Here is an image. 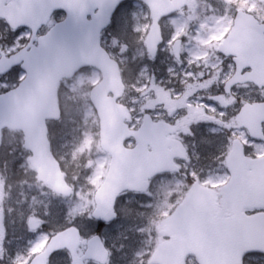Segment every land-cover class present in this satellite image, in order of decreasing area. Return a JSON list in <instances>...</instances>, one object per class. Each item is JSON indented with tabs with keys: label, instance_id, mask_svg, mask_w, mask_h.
Returning a JSON list of instances; mask_svg holds the SVG:
<instances>
[{
	"label": "water",
	"instance_id": "95a60500",
	"mask_svg": "<svg viewBox=\"0 0 264 264\" xmlns=\"http://www.w3.org/2000/svg\"><path fill=\"white\" fill-rule=\"evenodd\" d=\"M124 1L127 0H14L6 6V0H0V17L8 18L14 26H30L34 34L40 23L46 22L55 10L63 9L68 15L66 20L41 37L37 46L33 45V38L29 46L17 54L0 60V71L20 63L28 68L27 76L17 88L0 94V142L3 129L22 130L25 147L33 154L32 166L38 171L40 179L59 194L71 196L73 192L52 153L48 136L47 120L61 118L59 82L63 78L73 77L85 66H96L104 74L102 82L91 92L92 102L101 120L102 146L112 153L108 174L95 193L96 208L92 214L95 219L104 222L116 219V204L122 193L147 191L152 177L176 169L173 161L177 153L168 149L170 144L174 146V140L166 137L175 128L165 123H153L147 115L141 129L131 131L126 123V119L131 117L129 109L118 103L125 91V84L118 62L102 46L101 35L110 25L117 7ZM141 1L151 11L152 24L147 48L156 57L158 47L163 42L161 20L187 6L189 0ZM18 13L21 21L14 24ZM174 50L179 57L181 40L175 43ZM220 51L234 56L238 67L228 85L255 82L264 87V23L240 10L234 26L220 45ZM249 67L252 71L243 74L242 71ZM110 92L112 96H109ZM238 118L249 128L253 137L264 138V103L247 104ZM145 135L151 136L152 152L147 150ZM131 136L136 137L138 146L127 149L124 142ZM243 152L241 143L237 141L233 158H243ZM262 161L264 158L245 160L244 165L250 162L247 166L256 169L257 163ZM232 189L231 185L224 188L225 199L232 205L233 211L226 218L215 212V191L195 184L183 203L163 221L171 238L159 245L152 261L185 264L186 257L194 253L201 264H243L244 254L248 250L264 249V213L248 217L242 211L245 206H264V201L258 202L257 196L247 194L248 191L241 195ZM39 225L37 219L30 220L32 229H38ZM81 243L79 229L69 227L54 235L46 250L31 264H48L54 252L65 248L72 255V264H85L87 259L102 264L108 262L110 252L100 235L89 239L83 255L78 252Z\"/></svg>",
	"mask_w": 264,
	"mask_h": 264
},
{
	"label": "rangeland",
	"instance_id": "374dc122",
	"mask_svg": "<svg viewBox=\"0 0 264 264\" xmlns=\"http://www.w3.org/2000/svg\"><path fill=\"white\" fill-rule=\"evenodd\" d=\"M228 1H242V3L238 4L243 6L248 5L247 7L249 10L263 8L264 11V0ZM188 7L189 11L181 12L173 16L167 23L174 26V37L176 35H183L186 38V59L183 63H179L174 58V53L172 51L173 41L167 43L165 54L167 51L169 54H166V56H171L172 58L171 61L169 60V62H167L169 63L167 70L174 71L183 68L182 82L187 83L188 81H192L193 84L196 83V86L192 85V87H190V91H193L195 87L198 89V87L202 88L205 85L200 79L203 78L202 74H204L209 67L216 73L214 79L216 81L220 79L222 69L219 67V63H212V60L218 57V43L222 40L221 37H223L230 28L231 23L227 25L226 21L223 23V16L215 15V13H220L215 6L210 5L209 7V5L207 6L205 3L204 6L201 5L200 7L199 1L191 0ZM197 8H205L212 13L207 18V23L200 25L198 22L200 16L195 11ZM150 23V13L144 4L138 3L137 1L125 3L122 6L121 12L118 13L113 26V30L117 33V36L114 33L113 35L106 33L105 46L122 63L125 70L124 75L126 82L137 80V86L143 82L146 83L144 77L148 78L147 85L145 84L146 86L138 87V91L142 96L141 103L147 99V108L153 111L158 109V105L162 100H165L169 107L176 106L178 102L172 95L174 91H168L170 89L168 88L169 83L162 85L158 75L153 74V76H151L150 73L144 72L143 75L139 74L138 77H134L132 65L129 62L130 45H133V53L137 58L135 61L144 57L146 58V56L150 58L142 47ZM139 55H142V57L139 58ZM176 75H179V73ZM176 78L179 79V77ZM99 79L100 75L96 71L91 70L89 72L80 73L73 80L67 82L61 90L63 95L62 104L65 111L64 122L62 123L63 126L61 124H53V134L56 142L55 147L65 161L66 171L68 172L66 174L68 176L70 174V180L74 187L78 189L76 199L65 200L59 198L52 194L50 189L43 184L36 182L35 185L38 186H33L34 183L30 180L27 181L30 185V191L32 188L35 189L36 187L38 192L42 190L43 193L41 197L37 194H31L32 197L29 199V192L22 190V187L25 185L28 186V184L25 182H23V186L19 184L27 173L26 168L30 167L28 154H24L27 153L26 151L22 152L24 147L21 136L14 132L7 134L2 153L0 154V261H2L0 264H28L33 256L43 251L50 236L59 229L61 222L64 221L61 219L64 208H66V210L68 207L70 209L72 208L68 210V214L64 210V213H66L65 219L68 223L65 225L68 226L70 223H73L81 230L84 246L87 238L95 233L97 224L91 217V212L95 206L93 195L95 189L102 183L110 163V155L103 152L100 147L99 126L97 127L98 117L89 95L91 88ZM11 83H14V78L11 79ZM11 83H8V88ZM4 89V85L0 84V91ZM261 100L264 101V92L261 94ZM140 108L143 109V104H140ZM192 112H194V108L193 111H189L188 114ZM188 117L189 115L186 116V118ZM215 140H217V138L213 140V143L219 144L216 143ZM215 144L213 145L214 147ZM13 161H15V165L17 164L16 169L11 165ZM223 165L222 163L216 170V172H221V175H218L217 179H215L217 177L216 175L213 177V182H215L214 185L216 187H218V185L221 186V183L227 178L226 174L223 173ZM13 169L18 172V178L14 177V174H12ZM29 176L32 178L33 174H27L26 177ZM158 184L159 187H156L158 189L157 198H162L161 202H146L147 204L144 205V208L154 206L160 213L158 217L151 216L149 219V224L151 223L150 235L148 234L146 238L148 249H150L152 245L156 248L160 242L169 239L170 235L162 224L163 218L171 212L168 208L174 206V204L169 201L174 193L179 191L178 189H188L186 183L175 178L173 182L162 180ZM153 196L154 195H152V197ZM147 197H151V194L147 195ZM126 198L127 197H123V200L119 201V204L122 203V205L118 206V212L119 214L121 211L123 213L121 222L118 219L117 222L120 223L117 226H115L116 223L107 225L102 232L105 241L108 243L107 238L112 237L111 241L116 247L118 243V240L115 238L116 230L118 233L121 227H125L132 222L134 223L136 216H139L137 209L126 208L128 204V202L126 203ZM52 199L58 200L60 202V207L61 205L63 206L62 214H57L58 210L55 204L52 207L53 211L51 213L49 202L52 201L54 203ZM14 204L18 206L13 207ZM31 217H36L43 221V225L38 231L30 230L29 220ZM68 218L71 220L69 221ZM131 240L132 239H127V241ZM154 248L146 250V264H152L150 259L154 252ZM117 249H115V252L111 253V259L108 264H115L116 260L120 264L124 263H121V258L117 256L121 248ZM124 258L126 259L127 255H125ZM69 259L67 253L59 252L53 256L50 264H69ZM247 261L249 262L250 259H247ZM250 263L254 264L252 262ZM263 263L264 261L261 262V264ZM91 264L96 263L91 262ZM187 264L196 263L190 260Z\"/></svg>",
	"mask_w": 264,
	"mask_h": 264
},
{
	"label": "flooded vegetation",
	"instance_id": "af4514ba",
	"mask_svg": "<svg viewBox=\"0 0 264 264\" xmlns=\"http://www.w3.org/2000/svg\"><path fill=\"white\" fill-rule=\"evenodd\" d=\"M11 1L12 0H7V3H10ZM186 11H189V9L187 8L183 12ZM195 11L199 16L201 15V19L198 21L200 25L207 23V18L212 14L206 9L197 8ZM65 17L66 14L64 11H55L48 22L41 26L37 31L35 44L38 43L40 36L49 32L55 24L65 19ZM172 18L173 16L165 19L163 24L165 41L160 46L157 57L149 58L146 56V58L144 57L135 61L137 58L133 53V45H130L129 62L132 65L134 77H138L139 74L143 75L144 72H147L150 73L151 76H153V74L158 75L160 77L159 81L162 85L169 83L168 88L170 89L168 91H174L172 95L178 103H176V106L169 107L167 102L162 100L158 105V109L152 111V109L147 108V99L141 103L142 96L138 91V87L147 85L148 78L144 77L146 83L143 82L137 86L136 79V81H127V90L121 100L128 106L131 113V119L128 122L129 126L131 130H138L143 125L145 116L150 115L153 122H163L176 128L174 134H170L168 137L181 141L186 150L184 152L186 158H182L181 156L182 149H175L173 146H169L170 150L179 154L175 159V162L179 166V171L176 173H163L158 175L155 179L160 177L158 180L159 182L165 180L166 177H171L172 174H175L181 178L182 182L187 185L189 184L190 187L195 183H198L199 185L211 187L217 192H221L225 185L230 184L244 190L247 188V185L241 184V179H239V176H241L243 172L241 171L238 176L233 175L232 173L236 164L235 160L230 163L233 142L236 139H240L244 146L245 156L251 159H258L264 156V140H258L251 137L248 129L243 123L239 122L237 118L245 104H254L262 101L261 94L264 92V89L253 83L237 84L227 88L228 80L235 74L237 66L233 57H226L219 53L217 55L218 57L215 60H212V63H219V67L222 69L220 79L216 81L214 79L216 73L210 69L211 67L208 69L206 68L207 71L202 74L203 78L200 79L205 85L202 88L198 87V89L195 87L193 91H190V87H192V85L196 86L197 84H193L192 81H188L187 83L182 82L183 68L174 71L167 70L169 64L167 62L172 60L171 56H166V54H169L167 51L165 54V48L168 42L170 43V41H173L172 51H174L173 46L175 41L182 39L180 57L177 58L174 55V58L179 63H183L186 59V38L183 35H176L174 37L175 28L173 25L171 26V24H168V28L165 27V23H168ZM230 18L231 14L224 17L223 23L226 21V24L228 25ZM5 22L7 27L4 26ZM20 28L24 29L23 39L10 42V30ZM106 33L109 35H113L114 33L117 36V33L113 29L107 30L104 33V42ZM32 34L33 31L31 29L26 27L13 28L7 20L0 18V58L10 57L23 47L27 46L31 40ZM219 44L220 42L218 45ZM142 47L147 55H149L145 45V39ZM141 57L142 55H139V58ZM90 70L96 71L100 75V81L102 77L101 73L98 70ZM246 71L249 70H245L244 73ZM83 72L85 73L86 69L81 73ZM178 73L179 75H176ZM176 77H179V79ZM222 99H224V101H221ZM140 104H143V109L140 108ZM193 108L194 112L188 114L189 111H193ZM187 115H189L188 118H186ZM215 138H217V140H215L216 143L219 144L213 143ZM145 140L147 141V150L148 152H151L153 146L149 142V135H145ZM214 144L215 147L213 146ZM137 146L138 142L134 137H131L126 141V147L129 149H134ZM222 163L224 164L223 173L226 174L227 178L224 179L221 186L218 185V187H216L214 185L215 182H213V177L216 175L217 177L215 179H217L218 175H221V172H216V170ZM258 164L259 165H257L255 174L252 178L256 179L258 182L256 185L257 189H264V161L259 162ZM248 172L249 171L245 173L248 174ZM252 187L253 186L250 184L249 188ZM219 198L221 199V201H219V211L225 216L229 215L230 205L222 199L223 197L220 193ZM261 211H264V209H244V212L247 214H255ZM1 262L2 261H0V263Z\"/></svg>",
	"mask_w": 264,
	"mask_h": 264
},
{
	"label": "trees",
	"instance_id": "16d2710c",
	"mask_svg": "<svg viewBox=\"0 0 264 264\" xmlns=\"http://www.w3.org/2000/svg\"><path fill=\"white\" fill-rule=\"evenodd\" d=\"M199 1H200V4L203 6L206 3L205 0H199ZM240 3H242V1H240ZM234 6H237V4ZM238 6H240V4ZM231 7H233V6L232 5L230 7L225 6V8H231ZM257 11H259V9H257ZM261 16H264V15L261 13ZM22 152H24L23 149H22ZM24 154H27V153H24ZM14 163H15V161H13L11 165H12V167H14L16 169L17 164L15 165ZM0 167H1V165H0ZM26 169H27V173L24 175V178L21 180V182L19 184L21 186H23V182L28 184L27 181L30 180L31 182L34 183L33 186H36L35 184H36L37 180L35 178V174L33 173V171L30 170V168L27 167ZM12 174H14V177L18 178V172L15 171L14 169H13ZM27 174H33V176H32L33 179L30 176L26 177ZM29 186L30 185L28 184V186L25 185L22 187V190H26L27 192H29V199L32 197L31 194L32 195L37 194L39 197H41V194L43 193V191L42 190L40 191L39 189H38L39 192L37 191L36 187L38 185L35 187V189L32 188L31 191H30ZM161 193H163V192H161ZM185 193H186L185 189H179V191H176L174 193V195L172 196V198L169 202L175 204L177 200H179L180 198H182L185 195ZM89 194H90V191H89ZM157 194H158V189L153 190L154 196L150 197V198L145 197V196H141V195H135V194H127L126 195L127 198L125 200H127L126 203L128 202V204L126 205V208L137 209L139 216H136V220L134 223L132 222L131 224H129L125 227H121L118 230L119 231L118 233L116 230L115 238L118 240L117 247L115 245H113V243L111 241L112 237L107 238L108 245L111 248L112 252H115V249H117V248L118 249L121 248L119 250V253L117 256L119 258H121V261H120L121 263L124 262L122 264H146V259H147L146 250H151V248L152 249L154 248V246L152 245L151 248L148 249V244L146 242L147 235L148 234L150 235L149 231H150V224L151 223L149 224V219L151 216L158 217L160 213H159V210L156 209L154 206L149 207V208L148 207L144 208V205L147 204L146 202H148V203L161 202L162 198L161 199H159V197L157 198ZM50 202H52V201H50ZM54 204L57 205V208H56L58 210L57 214H62L63 206L61 205V207H60V202L58 200H56V202H54ZM121 205H122V203H121ZM14 206H16V205L14 204ZM71 209L69 207L67 210H66V208H64V210L67 212V214H68V210H71ZM168 209H169V211H172L174 209V206L172 208H168ZM64 210H63V214H62L64 221L61 222V225L59 226V228H63L65 226H67L65 224H68L66 222V219H65L66 213H64ZM59 217H60V215H59ZM122 218H123V213L121 211L120 217H119L120 222H121ZM68 220L70 221L71 219L68 218ZM115 223H116L115 226H117L119 224L118 222H115ZM96 224H97L96 231L100 232V233H102L104 231V228L107 226L105 223H102V222H96ZM127 239H129V240L132 239V240L127 241ZM125 255H127L126 259L124 258ZM260 257L264 259L263 255H260ZM115 259H117V258H115ZM115 262L117 264H120L119 262H117V260Z\"/></svg>",
	"mask_w": 264,
	"mask_h": 264
},
{
	"label": "snow or ice",
	"instance_id": "6c2138e0",
	"mask_svg": "<svg viewBox=\"0 0 264 264\" xmlns=\"http://www.w3.org/2000/svg\"><path fill=\"white\" fill-rule=\"evenodd\" d=\"M123 5H119L117 7V10H119V7H122ZM62 14V13H58ZM4 26L7 27L6 22L4 23ZM23 33L24 29H11L10 30V42H14L19 39H23ZM28 72V68L24 65L16 64L12 65L9 68H7L4 71H0V84L4 85L5 91L8 88V79L9 77L14 78L15 81H23L26 73ZM264 252V249H250L245 254L244 259L247 260L251 255Z\"/></svg>",
	"mask_w": 264,
	"mask_h": 264
}]
</instances>
